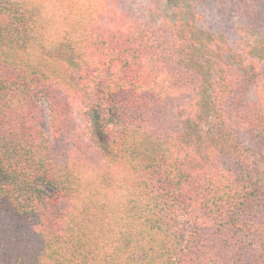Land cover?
Wrapping results in <instances>:
<instances>
[{
  "label": "trees",
  "instance_id": "1",
  "mask_svg": "<svg viewBox=\"0 0 264 264\" xmlns=\"http://www.w3.org/2000/svg\"><path fill=\"white\" fill-rule=\"evenodd\" d=\"M0 264H264V0H0Z\"/></svg>",
  "mask_w": 264,
  "mask_h": 264
},
{
  "label": "rangeland",
  "instance_id": "2",
  "mask_svg": "<svg viewBox=\"0 0 264 264\" xmlns=\"http://www.w3.org/2000/svg\"><path fill=\"white\" fill-rule=\"evenodd\" d=\"M45 106H46V105H45ZM85 118H86V117L83 118V121L85 120V122H87ZM45 127H46L47 130H49V128H50V119H49L48 114L46 115Z\"/></svg>",
  "mask_w": 264,
  "mask_h": 264
}]
</instances>
